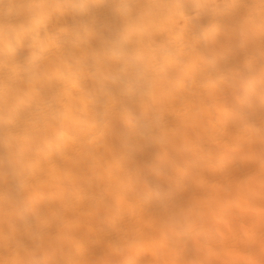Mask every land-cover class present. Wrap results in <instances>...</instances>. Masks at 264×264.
Listing matches in <instances>:
<instances>
[{"label":"clouds","instance_id":"obj_1","mask_svg":"<svg viewBox=\"0 0 264 264\" xmlns=\"http://www.w3.org/2000/svg\"><path fill=\"white\" fill-rule=\"evenodd\" d=\"M0 264H264V0H0Z\"/></svg>","mask_w":264,"mask_h":264},{"label":"bare ground","instance_id":"obj_2","mask_svg":"<svg viewBox=\"0 0 264 264\" xmlns=\"http://www.w3.org/2000/svg\"><path fill=\"white\" fill-rule=\"evenodd\" d=\"M138 143L137 138L134 136H129L128 137V145L127 146H120L117 145V151L120 153H123L125 151H127L128 147H133Z\"/></svg>","mask_w":264,"mask_h":264}]
</instances>
